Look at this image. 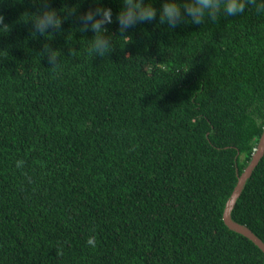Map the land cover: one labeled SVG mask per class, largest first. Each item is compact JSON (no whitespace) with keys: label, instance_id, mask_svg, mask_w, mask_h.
I'll return each mask as SVG.
<instances>
[{"label":"trees","instance_id":"1","mask_svg":"<svg viewBox=\"0 0 264 264\" xmlns=\"http://www.w3.org/2000/svg\"><path fill=\"white\" fill-rule=\"evenodd\" d=\"M164 2L121 33L123 0H50L61 29L34 36L40 5L0 0V264H264L223 221L264 131V12L170 28ZM232 217L264 242V157Z\"/></svg>","mask_w":264,"mask_h":264},{"label":"clouds","instance_id":"2","mask_svg":"<svg viewBox=\"0 0 264 264\" xmlns=\"http://www.w3.org/2000/svg\"><path fill=\"white\" fill-rule=\"evenodd\" d=\"M33 3L40 5L35 19L32 20V34L34 36L37 33L45 35L49 28L61 29L62 19L58 17L55 9L49 10L50 0H33ZM248 6L254 7L257 13L264 12V0H260V2L258 0H184L183 4L177 3L176 0H166L162 5L159 22L160 24H167L170 28H175L186 22L185 17H190V23L199 25L204 23L206 19L216 21L221 14L227 17L243 14ZM156 16L157 9L151 3L145 4L144 0H123V8L116 20L119 23V31L124 33L137 22L153 21ZM81 19L83 21L82 30H88L90 26L96 34L92 39L89 54L94 53L103 57L110 49V40L100 33L102 30L107 32V29L102 25L113 22L111 8H90ZM4 21V15L0 14V29L8 31L9 26ZM44 50L48 54L49 64L52 65V68H57L60 52L58 50L53 51L47 44L44 45ZM75 52L74 49H70V55H75ZM23 164L24 161H17L18 168ZM87 244L94 248L96 246L95 237L90 236ZM56 255H63L62 246L56 248Z\"/></svg>","mask_w":264,"mask_h":264},{"label":"water","instance_id":"3","mask_svg":"<svg viewBox=\"0 0 264 264\" xmlns=\"http://www.w3.org/2000/svg\"><path fill=\"white\" fill-rule=\"evenodd\" d=\"M263 157H264V131L259 140L255 153L253 154L251 162L246 167L244 172L239 176L238 183L226 203V206L223 211V221L231 231L249 239L264 254V242L258 236H256L247 226L239 224L232 217V212L246 187L247 181L251 178L255 169L258 167L261 160L263 159Z\"/></svg>","mask_w":264,"mask_h":264}]
</instances>
